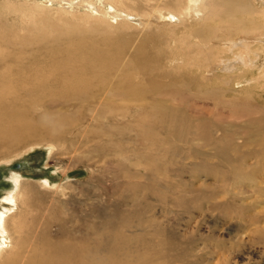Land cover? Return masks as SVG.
I'll return each instance as SVG.
<instances>
[{
    "label": "rangeland",
    "instance_id": "374dc122",
    "mask_svg": "<svg viewBox=\"0 0 264 264\" xmlns=\"http://www.w3.org/2000/svg\"><path fill=\"white\" fill-rule=\"evenodd\" d=\"M61 1L0 0V57L22 56L18 64L8 62L13 78L0 84V115L31 106L62 128L53 135L24 132L4 146L0 140V211L10 220L6 239L14 245L11 250L26 257L32 249L51 247L56 264L72 260L69 249L75 246L85 253L88 246L94 247L96 251L88 253L91 264H145L147 258L153 264H264V89L251 83L254 75L241 74L247 82L234 84H245L238 92L224 87V92L200 98L185 93L186 86L179 83L165 89L185 93L177 98L162 95L148 101L123 96L124 100L103 102L110 81H144L143 70L139 75L137 68L127 78L122 75L120 64H129L130 52L143 49L150 60L159 54L150 42L145 45L134 35L137 40L124 51L129 53L118 57L117 51L134 41L127 42L124 34L136 24L105 14L113 12L110 6L124 10L134 3L142 6L132 10L138 16L157 10L144 0ZM241 3L242 11L223 12L222 19H249L264 32V0ZM192 20L190 24L200 22ZM168 30L161 36L169 40ZM181 31L178 35L185 30ZM168 45V50L175 47L170 40ZM63 48L72 52L69 58L61 56ZM250 48L263 58L264 36ZM167 63L144 64H149L146 70L152 65L168 71L177 66ZM234 82L230 80V86ZM68 83L107 89L94 100L59 98ZM102 105L106 113L99 112ZM31 114L24 120L36 122ZM245 133L255 140L238 139ZM16 162L21 169L12 168ZM13 174L30 183L31 191L25 189L30 198L22 208L23 222H31L29 231H12L18 221L9 217L10 211L19 212L20 207L3 201L15 189ZM91 232L95 235L86 237ZM36 233H42L43 243L37 247L30 242ZM13 236L23 242L15 246Z\"/></svg>",
    "mask_w": 264,
    "mask_h": 264
},
{
    "label": "bare ground",
    "instance_id": "6f19581e",
    "mask_svg": "<svg viewBox=\"0 0 264 264\" xmlns=\"http://www.w3.org/2000/svg\"><path fill=\"white\" fill-rule=\"evenodd\" d=\"M48 1L52 2L54 0ZM61 2L66 3L65 0H62ZM180 2H184V4H180ZM67 4H69V7L72 6L70 3ZM144 4L150 6L152 9L157 10V13L152 14V12L147 9L146 11L141 12V14L138 16V14L133 13L132 10H137V8H140L142 6L134 3V6L129 4L126 5L124 10L116 9L110 6L113 12L106 13L105 15L111 19L123 18L128 22L131 21L135 23L136 27H134V29H129L128 33L125 32L124 34L127 42L130 38H133L134 35L137 38L138 36H140V38H138L140 42H143V44L145 45L150 42V45H152L154 49L159 50V54L153 56L151 55V60L164 61L165 63L173 62L177 66L168 71L167 69H165V67L163 69H158L156 67V69L155 67L153 68L152 65L150 69L146 70V67L149 64L144 63L151 61L149 55L147 56L146 51H144L143 49L140 51L134 49L133 52L130 53L124 52L128 51L131 47L129 45H132V43L137 40L136 38H133L134 41L130 42L128 46H125L117 51V56L124 58L127 53H129L127 58L130 60V65L120 64L122 66L121 69L124 70V73L122 74L124 78H127V73H130L131 70L137 68L139 75H142L141 70H143L144 81H142L141 83L133 82L130 85L123 80H119L118 83H113L110 81L108 84L109 89L104 95V98L102 100L103 102L106 101L111 103L113 99H115V101L124 100L122 98L123 96H128L130 98L136 99H145L148 101L157 99V97H163L162 95H168L171 96V98L176 96L175 98H177L178 96L185 93L189 94L190 91L193 95L203 98L207 95L211 96V93L213 92H221L222 90L224 92V87L228 91L238 92L239 90L237 89H240V87L245 84L239 86V88L236 87V85L239 82H247V80L241 78V74H245L247 72H251L255 77L251 80V83H255L259 86L260 89H264V57L262 58L261 54H259L257 51H253L250 48L252 42L256 43L257 39H260L264 36V32L261 28H258L260 27L259 25L252 26L249 22V19L243 21L239 19L235 20L232 18L222 19L221 17V14L226 11H242L240 9L242 8V6L244 7V5L241 3V0H235L234 2H229L228 0H206L205 3H202L201 0H144ZM91 10L95 11L96 9L92 7ZM192 19H198V21L200 22L196 21L197 24H190V21H193ZM99 21L103 23H109V21L101 20L100 18ZM213 21H215V23ZM246 22L248 23L247 25L245 24ZM166 29H169L168 33L170 34V36L168 35V38L170 42L173 41V44L175 46L173 47V49H171L172 46L170 45L169 49L171 51L167 49V47L169 46V40L166 37L161 36V32H165ZM181 29L185 31L182 32L183 30L181 31ZM177 31H181L182 34H179V36ZM151 32L155 33L150 34ZM175 33H177L178 36L175 35ZM190 33L193 34L191 35ZM232 33H234V35L236 34V37H234V39H229V36H234L231 35ZM153 35L158 38L157 42L156 38L152 37ZM192 38L195 39L192 40ZM178 43L179 46L177 45ZM162 46H165V48H163ZM41 49L42 47H40V50ZM235 50L238 52L236 55L234 54ZM39 52L40 51H38V54H42ZM66 53L67 52L65 50L61 56H64V58H69L72 52H68L67 54ZM230 53L232 54V57H229ZM26 54L29 55V53ZM185 56L191 58L192 61H186ZM105 57L107 58V55ZM108 57L110 56L108 55ZM91 58L92 57H87L86 60H90ZM21 59L22 56H13L10 53L4 54L3 57H0V69H5L3 73L0 74V84L3 82H9V80L13 78V75L7 70V65L9 64L8 62L15 61L18 64L21 62ZM52 59L54 60V62H57V59L51 56V60ZM140 63H143V65H140ZM96 64H100V62H96ZM59 65L60 63H57L54 66L56 69H59ZM27 66L28 65H25L26 68H28ZM53 67H51L52 70H54ZM51 69L49 70L50 74L52 72ZM257 70L260 72V74L255 75L253 72H256ZM94 71H96V69H94ZM94 74L96 73L94 72ZM219 74L221 75L219 76ZM114 75L115 74H113L112 77ZM98 76L101 77L100 74ZM215 79L218 80V83L221 84V87L214 86V83H217ZM134 80H138V76H135ZM230 80L235 81L232 86H230L229 84ZM179 83L186 86L187 90L185 93H182L181 90H165L171 85ZM65 88H67V92L59 96V98L73 99L74 97H84L94 100V98H98L102 94H104L105 90L107 89L105 88V86H102L101 88L89 90L88 88L90 87L81 86L77 83H68L66 84ZM59 89L60 88H58L57 91ZM25 91H27V89H22V92ZM117 91L120 92L117 93ZM113 92H115L114 95L112 97H109ZM121 92L123 93V95H121ZM60 102L63 101L60 100ZM151 108L153 107L151 106ZM100 109L99 112H103L105 110V106H103V108L101 107ZM106 111L108 110H105L104 112L106 113ZM29 113H32L31 115L33 119L35 118L34 120H36V122L30 123L29 121L27 122L24 120L26 119V115ZM166 114L167 113H164L163 115L166 117ZM45 117L46 116L44 115H37V112L33 111L31 106L27 107L25 105H23L22 108L20 107L19 111L14 112L13 114L0 115V140H2V145L4 146L5 142L9 140V138L13 139L14 136L23 135L24 132L46 133L53 135V133H58L62 130V128H60L57 123L50 122L51 120L47 121L45 120ZM262 132L264 133V130ZM6 135L13 136L5 138ZM239 136L240 137L238 139H241V141L247 140V142L255 140L256 138V136L246 133ZM216 137L219 139L218 141H221L222 137H219L218 135H216ZM225 141L231 142L229 138H227ZM12 168L21 169V165L16 167L13 164ZM13 175V183L15 184V189H13L11 192L9 191L8 195L3 198V201L12 204L16 202L20 207L19 212H13V210L10 209L11 214L9 217H15L18 221V225H14L12 231H20L22 228H27V230L29 231L31 222L30 224L27 221L23 222L22 215L25 212L22 211V208L27 203L28 197L30 198L27 192L31 191L30 183H27L20 179L19 175ZM31 186L33 187V185ZM26 188H29L30 190L28 189L26 191ZM12 206L14 207V205ZM1 207L3 208L4 206ZM24 220L26 219L24 218ZM9 226L10 220L8 219V215L6 214V212L0 211V235L3 238L0 242V264H56V262L54 261V257L51 256V247H49L48 250L39 249V251H37L36 249H32L28 252V254H26V257L25 253L20 254L19 252H15L17 250L13 252L11 249L14 245L12 246L10 244V240L7 241L6 239L7 232H11V228ZM262 233L264 237V232ZM39 234L42 235V233ZM34 235L33 237H35L37 240H34V238L33 241L30 242L35 245L37 243L43 244L40 243V235L38 236V233H36V236ZM94 235L95 233L91 232L90 234H87L86 237L92 238ZM15 236H13L12 244H15L16 246L23 241L19 237L16 238ZM84 241L88 240L85 239ZM90 241L91 240L89 239V243L91 245ZM79 248L80 247L76 246L74 248H70L69 250H72V260L70 257V261H67V263L63 264H79L81 261L84 264L93 263V259L90 255H88V253L92 254L91 251H96L94 247L88 246V253H85L83 248H81L80 250ZM46 251H48V255L44 256ZM156 252L161 254V248L159 250V248L157 247ZM148 259L149 258H147L146 260ZM146 260L144 261L145 264H153L152 259L148 261Z\"/></svg>",
    "mask_w": 264,
    "mask_h": 264
},
{
    "label": "water",
    "instance_id": "95a60500",
    "mask_svg": "<svg viewBox=\"0 0 264 264\" xmlns=\"http://www.w3.org/2000/svg\"><path fill=\"white\" fill-rule=\"evenodd\" d=\"M19 165H20V164H19L18 162H16V163L14 164V166H16V167L19 166Z\"/></svg>",
    "mask_w": 264,
    "mask_h": 264
}]
</instances>
